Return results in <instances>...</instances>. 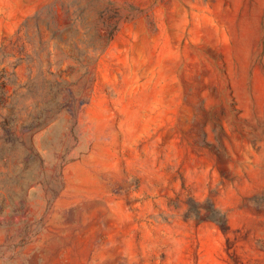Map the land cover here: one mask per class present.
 <instances>
[{
	"label": "rangeland",
	"instance_id": "rangeland-1",
	"mask_svg": "<svg viewBox=\"0 0 264 264\" xmlns=\"http://www.w3.org/2000/svg\"><path fill=\"white\" fill-rule=\"evenodd\" d=\"M0 264H264V0H0Z\"/></svg>",
	"mask_w": 264,
	"mask_h": 264
}]
</instances>
